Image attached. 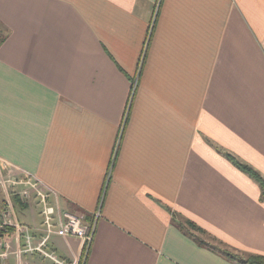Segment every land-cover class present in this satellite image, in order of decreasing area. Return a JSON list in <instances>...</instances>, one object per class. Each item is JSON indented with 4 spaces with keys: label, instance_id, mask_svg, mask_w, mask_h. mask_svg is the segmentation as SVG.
Listing matches in <instances>:
<instances>
[{
    "label": "crops",
    "instance_id": "1",
    "mask_svg": "<svg viewBox=\"0 0 264 264\" xmlns=\"http://www.w3.org/2000/svg\"><path fill=\"white\" fill-rule=\"evenodd\" d=\"M154 9L151 0H0V161L85 223L99 208L87 247L48 240L67 264L264 255L261 188L224 154L264 177V0ZM19 205L38 244L37 206ZM10 229L4 264H53Z\"/></svg>",
    "mask_w": 264,
    "mask_h": 264
},
{
    "label": "built area",
    "instance_id": "2",
    "mask_svg": "<svg viewBox=\"0 0 264 264\" xmlns=\"http://www.w3.org/2000/svg\"><path fill=\"white\" fill-rule=\"evenodd\" d=\"M21 182L24 189L19 192L20 201L26 205L35 203L38 209L37 212L40 216L39 229L42 231L40 241L38 244L32 243L31 235L28 233L29 227L22 222H18L10 202L0 212V229L11 227L18 239L24 237L25 244L22 250L27 252L38 251L41 256L50 259L53 264H67L64 260L59 259L53 250L47 248L48 240L53 235L61 237L76 236L81 238L83 244L88 246L95 231L99 208L93 212L92 219L85 223L80 215L61 208L56 201L54 202L49 190L36 177L27 174ZM34 225L37 226V224ZM0 256L3 257L1 254ZM18 264L30 263L19 262Z\"/></svg>",
    "mask_w": 264,
    "mask_h": 264
},
{
    "label": "rangeland",
    "instance_id": "3",
    "mask_svg": "<svg viewBox=\"0 0 264 264\" xmlns=\"http://www.w3.org/2000/svg\"><path fill=\"white\" fill-rule=\"evenodd\" d=\"M154 4V14L157 10V6L159 5L160 0H151ZM3 30L0 26V38H2ZM13 170L8 168L2 161H0V212L3 211L6 206H8L9 202L11 203L12 208L15 211L16 218L18 222H22L20 220V212L22 210V207L19 205L22 203L20 201L19 192H21L24 189V185L22 184V180L26 178L27 174H24L23 176L20 174H12ZM33 207H34V203ZM6 210V209H5ZM83 218V217H82ZM11 228V227H8ZM7 228V229H8ZM7 231V230H6ZM94 235V232H93ZM76 237V236H73ZM79 238V237H77ZM93 238V236H92ZM81 241H83L81 238H79ZM92 241V240H91ZM83 243V242H82ZM87 247V245H86ZM4 258L7 256L5 252L0 253ZM1 258V256H0ZM0 263L4 262L2 259H0Z\"/></svg>",
    "mask_w": 264,
    "mask_h": 264
},
{
    "label": "trees",
    "instance_id": "4",
    "mask_svg": "<svg viewBox=\"0 0 264 264\" xmlns=\"http://www.w3.org/2000/svg\"><path fill=\"white\" fill-rule=\"evenodd\" d=\"M1 40L2 39H0V41ZM224 154L238 169L248 174L259 184L262 191V196L264 197V177L259 173V171H257L248 163L241 161L238 157H236L234 154L229 153L228 151H224ZM186 222L188 225H190V227L201 230V228H199L192 221L187 220ZM9 229L10 228H8L7 230ZM5 231L6 229H0V236H2ZM223 254L231 260H236L239 264H264V255H249L245 257L236 253H230L228 251H225Z\"/></svg>",
    "mask_w": 264,
    "mask_h": 264
}]
</instances>
